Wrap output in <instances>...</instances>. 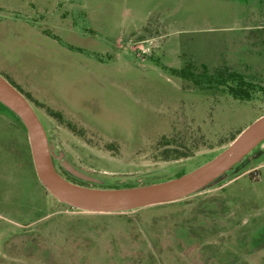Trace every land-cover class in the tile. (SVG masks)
I'll use <instances>...</instances> for the list:
<instances>
[{
    "label": "rangeland",
    "instance_id": "374dc122",
    "mask_svg": "<svg viewBox=\"0 0 264 264\" xmlns=\"http://www.w3.org/2000/svg\"><path fill=\"white\" fill-rule=\"evenodd\" d=\"M229 70L255 85L247 99L215 81ZM0 76L70 182L161 181L264 112V0H0ZM263 229L264 138L186 195L92 211L40 184L0 102V264H264Z\"/></svg>",
    "mask_w": 264,
    "mask_h": 264
},
{
    "label": "water",
    "instance_id": "95a60500",
    "mask_svg": "<svg viewBox=\"0 0 264 264\" xmlns=\"http://www.w3.org/2000/svg\"><path fill=\"white\" fill-rule=\"evenodd\" d=\"M0 102L24 127L29 158L40 184L56 199L81 209L112 211L172 200L208 183L264 138V112L241 128L203 163L173 177L126 187H89L64 179L54 169L43 127L24 96L0 76ZM64 166L72 171L65 163Z\"/></svg>",
    "mask_w": 264,
    "mask_h": 264
},
{
    "label": "trees",
    "instance_id": "16d2710c",
    "mask_svg": "<svg viewBox=\"0 0 264 264\" xmlns=\"http://www.w3.org/2000/svg\"><path fill=\"white\" fill-rule=\"evenodd\" d=\"M172 71L183 78L190 79L194 83H197V80H196L197 78L195 74H193L189 70L179 68V69H172ZM225 76L226 77L224 79L222 78L221 72H216L215 81H217L218 83H222L225 87L226 92L230 96H232L233 98H237V99H247L249 97L250 91L255 86L253 83L244 80L238 73L231 71V70L226 71ZM211 77H212L211 75H206V78L208 80ZM225 81H230L231 83H228Z\"/></svg>",
    "mask_w": 264,
    "mask_h": 264
},
{
    "label": "flooded vegetation",
    "instance_id": "af4514ba",
    "mask_svg": "<svg viewBox=\"0 0 264 264\" xmlns=\"http://www.w3.org/2000/svg\"><path fill=\"white\" fill-rule=\"evenodd\" d=\"M69 128V127H67ZM43 130H44V133H45V136H46V140H47V144H48V147H49V153H50V160L52 162V165L54 167V169L57 171V173L62 176L64 179L68 180V181H71L70 178H74L73 176H76L75 174L71 173L67 168H65L64 166H60V170L57 168V162H56V155H55V152L52 150V145L50 143V139L47 135V132H46V129L45 127H43ZM68 131H72V129H68ZM75 135V134H73ZM76 136V135H75ZM67 158V157H66ZM69 159V157H68ZM69 162L72 163L71 159H69ZM70 172V173H68ZM70 177V178H69ZM264 231V229H263Z\"/></svg>",
    "mask_w": 264,
    "mask_h": 264
}]
</instances>
